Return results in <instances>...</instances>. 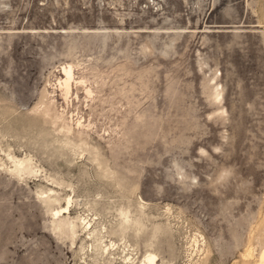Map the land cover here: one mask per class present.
Segmentation results:
<instances>
[{"label":"rangeland","instance_id":"obj_1","mask_svg":"<svg viewBox=\"0 0 264 264\" xmlns=\"http://www.w3.org/2000/svg\"><path fill=\"white\" fill-rule=\"evenodd\" d=\"M194 233L264 249V0H0V264H190Z\"/></svg>","mask_w":264,"mask_h":264},{"label":"bare ground","instance_id":"obj_2","mask_svg":"<svg viewBox=\"0 0 264 264\" xmlns=\"http://www.w3.org/2000/svg\"><path fill=\"white\" fill-rule=\"evenodd\" d=\"M61 69H62L64 78L59 79V85L62 88V90L64 91L63 92L64 96L67 99V97H69V94L71 92L73 84L75 83L76 85H81L84 83V81H83V79H80V80L75 79L74 68L72 65H70V64L65 65ZM86 93H87V95L90 96L92 94V91L87 88ZM218 96H219V94H218ZM48 102L49 103L45 109H46L47 115H52V119H53L52 124L54 126H56L59 124L60 121H62V122H64V124L61 126V131L67 135L72 134L73 127L70 126L66 122L64 111L60 112L59 110H57L54 98H51ZM45 117L47 118V116H45ZM76 126H78L79 128L83 127L81 120L77 121ZM61 131H59V132L61 133ZM79 134H82V133L80 132ZM18 164H19V167L23 169V171L26 170V166L24 165V162H19ZM46 198H48V196L44 197V200ZM72 201H73L72 198H68V200L66 202V206H64L58 210H53L52 211L53 212L52 213L53 220H55V221L60 220L61 217L65 214H67V216L70 215V208H71L72 203H73ZM140 205H141L142 209H144L146 203L141 200ZM166 213L170 214L171 209L167 208ZM123 217H124L123 222H125L126 224H129L131 222L130 216L128 214L123 213ZM91 220H93V218ZM91 220H88L87 218H82L81 219L82 223H80L83 225L82 229H85V231L87 232L88 239L90 241H92V243L90 245H88L87 247L82 246L81 251H82L83 255L86 256V255H88V253H90V254L98 253L101 255V257H103L102 255L107 253L108 251L118 249L120 246L116 242H114L112 240L108 243L105 242L106 236L103 234L104 233L103 230H105V228L103 227L98 231L96 226L92 224ZM74 227H75V225L72 226V230H71L73 236L76 234V232L74 231ZM186 239H187L186 254H187V258L190 259L189 261L192 263L194 260V257L196 258V256H198V259L196 262H194V264H208L209 251L204 250L205 241H204L203 236L200 233H194L192 235L187 236ZM241 259H242L244 264H250V262H248V261L252 260V259H254V264H264V249L258 254L257 257H254L253 250L249 248L244 253L241 254ZM158 261H159V258L155 253L148 252L144 255V258L141 261V264H157ZM124 262H125V264H136V261L133 259V257L131 255H129ZM233 264H235V263H233Z\"/></svg>","mask_w":264,"mask_h":264}]
</instances>
